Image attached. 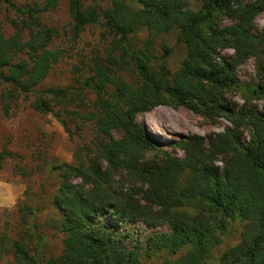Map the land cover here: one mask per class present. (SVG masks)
<instances>
[{"label":"trees","instance_id":"16d2710c","mask_svg":"<svg viewBox=\"0 0 264 264\" xmlns=\"http://www.w3.org/2000/svg\"><path fill=\"white\" fill-rule=\"evenodd\" d=\"M16 1L1 0L14 8ZM109 3L102 17L113 37L112 49L126 54L131 37L147 33L144 49L130 53L137 80L127 81L97 64L85 80L96 92L90 118L98 140L85 149L78 165L54 167L60 186L52 204L63 250L44 258L39 248L31 255L25 243L13 241L15 264H143L161 254L167 256L165 264H204L234 223L241 227L238 242L222 253L218 264H264V114L247 106L256 95L264 100V86L248 88L237 74L249 59L262 72L264 30L257 31L254 23L264 11V0H200L197 8L188 0ZM56 6V0H45L43 7H17L26 18L13 23L9 37L0 30L5 114L17 94L33 93L32 107L41 113L51 112V101L66 100L65 89L34 91L61 58L60 51L49 49L59 33L38 21L41 12ZM70 14L75 35L100 18L94 10L83 11L78 0H71ZM170 34L184 49L173 72L166 66L171 56L167 46L160 60L152 54L156 40ZM122 58L108 59V64L128 70ZM235 90L247 105L239 108L225 97ZM161 105L185 108L213 124L223 119L231 127L206 139L193 135L164 142L137 121ZM6 154L2 152L0 163Z\"/></svg>","mask_w":264,"mask_h":264},{"label":"rangeland","instance_id":"374dc122","mask_svg":"<svg viewBox=\"0 0 264 264\" xmlns=\"http://www.w3.org/2000/svg\"><path fill=\"white\" fill-rule=\"evenodd\" d=\"M78 1L83 11L94 10L100 18L98 22L84 26L77 35L72 29L71 0H56L55 8H48L38 16L41 27L54 28L59 33V37L51 41L49 49L60 51L61 58L34 91L65 89V102L58 104L51 101V112L41 113L32 107L36 99L33 93L17 94L10 104L9 112L5 114L0 101V156L2 152L7 153L0 163V242H3L0 264H15L11 253L13 241L25 243L31 255L34 254V248H39V254L44 258L61 254L63 235L57 223L58 211L52 204L60 186V178L54 167L78 165L85 159V149L92 148L98 140L94 121L90 118V114L95 112L96 92L86 87L85 80L93 76L96 64L111 67L127 81L137 80L130 53L144 49L146 31L131 37V48L126 54L119 49H112L113 37L105 28L102 17L109 9V0ZM35 3L43 7L45 0H18L14 5L23 10ZM188 3L197 8L200 0H188ZM16 8L0 0V30L5 37L14 33L13 23H20L21 19L26 18ZM254 25L257 31L264 30V11L256 17ZM164 45L171 51V56L166 58V66L173 72L184 55V49L176 44L174 34L161 36L156 40L152 52L158 60L164 56ZM223 53L230 55L231 51ZM121 57L129 63L128 70H119L117 66L108 64V59L116 62ZM262 64L259 63L263 67L260 73L255 59L240 65L237 69L240 83L248 88L258 84L264 86ZM1 89L0 86V93ZM225 97L239 108L247 105L241 91H231ZM255 97L247 106H253L264 114V100L259 95ZM137 121L144 122L149 135L164 142H177L193 135L206 139L222 134L226 127H231L223 119L213 124L185 108L173 109L166 105L139 115ZM114 136L118 137V133H114ZM243 136L245 139L248 137L246 133ZM166 149L182 156L177 149ZM140 229L144 230L141 225ZM230 229L228 236L212 252L211 259L204 264H218L222 253L238 242L240 225L234 223ZM166 259L167 256L161 254L144 260L143 264H165Z\"/></svg>","mask_w":264,"mask_h":264}]
</instances>
